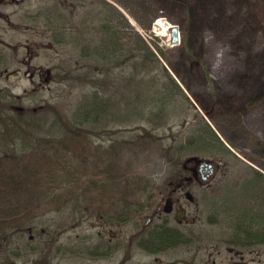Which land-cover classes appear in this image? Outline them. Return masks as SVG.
Masks as SVG:
<instances>
[{
	"label": "rangeland",
	"instance_id": "1",
	"mask_svg": "<svg viewBox=\"0 0 264 264\" xmlns=\"http://www.w3.org/2000/svg\"><path fill=\"white\" fill-rule=\"evenodd\" d=\"M105 2L127 23L109 26L124 28L136 53L140 39L163 52L159 63L100 71L80 57L102 41L90 19L97 27L113 16ZM173 24L178 45L161 35ZM82 70L84 84L64 79ZM107 76L100 89L114 105L84 144L56 152L43 142L33 152L50 161L31 190L26 156L21 174L0 149V180L19 188L0 193V264H264V244L245 245L243 231L264 229V0H0V92L73 111ZM201 164L207 181L193 178ZM28 214L39 230L54 225L53 252L27 253L40 239L10 228ZM157 225L190 240L141 249L138 239ZM98 243L109 255L91 254Z\"/></svg>",
	"mask_w": 264,
	"mask_h": 264
},
{
	"label": "trees",
	"instance_id": "2",
	"mask_svg": "<svg viewBox=\"0 0 264 264\" xmlns=\"http://www.w3.org/2000/svg\"><path fill=\"white\" fill-rule=\"evenodd\" d=\"M105 4H107L105 2ZM112 7L113 16L106 17L101 23L100 26L96 27V23L93 17V22L90 19V24L93 23L95 27L90 29L97 31V33L103 34L100 39L101 43H97L95 47H91L90 45H84L80 48V57L82 59L89 58L100 71H108L109 69L114 68H128L132 70V72L140 71V70H149L148 63L153 62L159 63V58L165 55L163 52L158 50L157 52L152 51L146 42L143 39H140V48H138V52L136 53L135 48H129L126 44L128 35L126 34V30L119 28L118 26H109L111 25V21L118 20L121 24L123 22L126 23V19L124 15ZM88 20H85L87 22ZM143 26V25H142ZM97 28V29H96ZM147 30L150 27H144ZM119 55L120 60L114 57ZM78 72V76L76 77H65V80H73L76 83L84 84L85 81L90 76V72ZM168 78L172 80V76L168 73L166 69ZM67 72V71H66ZM87 73V74H86ZM101 78V76H100ZM98 79L93 83L94 89L90 87L91 93L89 95L83 94L82 97L76 102L75 109L72 111H68L64 109L65 107H61L57 103H46V104H32L27 103L28 101H32L35 99L33 95L28 97L26 103L22 98L17 96L8 95L7 92H0V149L4 153L5 161L11 160V167L18 168L20 167V172L23 174V162L24 157L29 161L30 164L26 165L24 172L27 169V177L23 179L24 187L31 190L33 187V183L35 179H38V175L42 173H48V171L44 172L43 167H46V163L50 161V157H34L33 152H39L41 148V144L43 142L47 143L44 146H51L52 150L56 152H60L62 148L64 150H71L74 144L83 143L84 139L91 137L95 128H97L102 120L103 115L110 109L115 102H113L112 95H108L105 97L110 90H101L102 86L108 85L112 82L111 77L107 76L105 79ZM93 80V78H91ZM54 80V79H53ZM129 80V79H128ZM130 84L133 85L134 78H130ZM99 86V88L96 85ZM130 84H127L128 86ZM131 86V85H130ZM109 87V86H108ZM126 87V85H125ZM143 116V115H141ZM140 116V117H141ZM74 128V129H73ZM73 130H77L74 132ZM212 137H215L214 132H211ZM73 135L70 137V135ZM39 139H38V138ZM204 141V136H200ZM62 138V139H60ZM41 139V140H40ZM50 139V141H48ZM82 140V141H81ZM193 145H195L194 140ZM189 142V143H192ZM37 142V145H36ZM206 142V141H205ZM69 144V145H68ZM82 145V144H80ZM192 145V144H191ZM71 147V148H70ZM184 146L181 147L183 149ZM19 159V160H17ZM1 160V159H0ZM9 165V164H8ZM16 165H18L16 167ZM37 167V172H36ZM4 182L2 179L1 182L4 184H0V193L12 196V192H18L17 189H13L14 179H5ZM12 181V183L10 182ZM15 181V180H14ZM22 182V181H21ZM20 182V185H21ZM11 183V185H10ZM19 184L18 182H16ZM38 217L35 219L34 217L26 215L14 219L11 221L10 228L12 230H18L16 233L20 234V237H27L32 235L34 240L40 239L37 246H28L26 245V249H28L27 253H35V251H51L53 252V247L57 240L55 237L58 232L54 234L55 236H50L51 232L54 230V225H51V228L48 230H39ZM47 229V228H46ZM246 239L249 241L246 244H264V229L258 232H251L243 230ZM53 233V232H52ZM32 237V238H33ZM47 239L45 240V238ZM189 238L181 233L176 228H171L166 225H157L154 227H150V229L145 233L143 237L138 239L139 247L149 253H160L166 250H169L174 247H179L186 245L189 242ZM237 245H242V239L237 236L232 240ZM101 245L99 243L95 246L93 251L91 252L94 256H107L109 255L111 248L108 247V250L105 252H100ZM60 249V248H58ZM32 253V254H33ZM29 255V254H28ZM6 264H11L10 262ZM33 264H41V261H37ZM42 264H45L42 262Z\"/></svg>",
	"mask_w": 264,
	"mask_h": 264
},
{
	"label": "flooded vegetation",
	"instance_id": "3",
	"mask_svg": "<svg viewBox=\"0 0 264 264\" xmlns=\"http://www.w3.org/2000/svg\"><path fill=\"white\" fill-rule=\"evenodd\" d=\"M184 168L187 169V166ZM191 170H192L193 178L195 180L207 181L209 179L210 172H209V168L206 167V165L204 164L197 165V168L191 167ZM167 203H169L168 200Z\"/></svg>",
	"mask_w": 264,
	"mask_h": 264
},
{
	"label": "water",
	"instance_id": "4",
	"mask_svg": "<svg viewBox=\"0 0 264 264\" xmlns=\"http://www.w3.org/2000/svg\"><path fill=\"white\" fill-rule=\"evenodd\" d=\"M158 28L157 25H155ZM170 35L163 36L165 41L169 42L170 45H178L180 43V31L177 25L173 24L169 28Z\"/></svg>",
	"mask_w": 264,
	"mask_h": 264
},
{
	"label": "bare ground",
	"instance_id": "5",
	"mask_svg": "<svg viewBox=\"0 0 264 264\" xmlns=\"http://www.w3.org/2000/svg\"><path fill=\"white\" fill-rule=\"evenodd\" d=\"M156 25L159 27V28H163V23H162V21L161 20H157V22H156ZM166 26H164V28H165ZM170 27H168V29H169ZM162 36H169V32H163L162 34H161Z\"/></svg>",
	"mask_w": 264,
	"mask_h": 264
}]
</instances>
